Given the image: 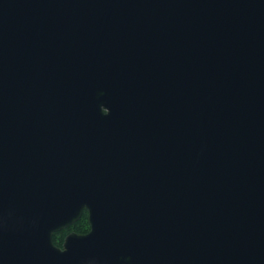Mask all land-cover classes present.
<instances>
[{"label": "water", "instance_id": "1", "mask_svg": "<svg viewBox=\"0 0 264 264\" xmlns=\"http://www.w3.org/2000/svg\"><path fill=\"white\" fill-rule=\"evenodd\" d=\"M0 264H264V0H0Z\"/></svg>", "mask_w": 264, "mask_h": 264}, {"label": "trees", "instance_id": "2", "mask_svg": "<svg viewBox=\"0 0 264 264\" xmlns=\"http://www.w3.org/2000/svg\"><path fill=\"white\" fill-rule=\"evenodd\" d=\"M87 230H88V223L86 220V215H84L83 218H81L79 222H76L70 227L63 229L57 233H54L52 237L53 244L57 247H61L65 236L69 232L75 231V232L80 233V232H84Z\"/></svg>", "mask_w": 264, "mask_h": 264}, {"label": "flooded vegetation", "instance_id": "3", "mask_svg": "<svg viewBox=\"0 0 264 264\" xmlns=\"http://www.w3.org/2000/svg\"><path fill=\"white\" fill-rule=\"evenodd\" d=\"M84 215H86V220H87V223H88V213H87V210H86V209L83 210V213H82L81 218H83ZM81 218H80V219H81ZM80 219H79L77 222H79ZM88 231H89V224H88V230H87V231L80 232V233H79V232H75V231H72V232H75V233H78V234H86ZM69 233H71V232H69ZM69 233H68V234H69ZM68 234H67V235H68ZM67 235H66V236H67ZM66 236H65V237H66ZM63 241H64V240H63ZM62 244H63V243H62ZM61 247H62V246H61Z\"/></svg>", "mask_w": 264, "mask_h": 264}]
</instances>
